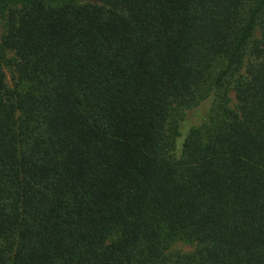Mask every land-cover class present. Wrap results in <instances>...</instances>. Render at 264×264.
<instances>
[{
    "label": "trees",
    "instance_id": "1",
    "mask_svg": "<svg viewBox=\"0 0 264 264\" xmlns=\"http://www.w3.org/2000/svg\"><path fill=\"white\" fill-rule=\"evenodd\" d=\"M0 22V264H264V0H0Z\"/></svg>",
    "mask_w": 264,
    "mask_h": 264
},
{
    "label": "rangeland",
    "instance_id": "2",
    "mask_svg": "<svg viewBox=\"0 0 264 264\" xmlns=\"http://www.w3.org/2000/svg\"><path fill=\"white\" fill-rule=\"evenodd\" d=\"M2 31H3V25H2V22H0V34L2 33ZM6 71H7V69H6ZM7 74H8V72H7ZM7 81L10 82L9 74L7 75ZM210 104H211V102H209L207 100V101L201 103L200 105H198L196 108L190 110L187 113V119H188L187 121L197 120V122H201L203 119L206 118L208 110L210 108ZM182 126L184 128L185 124H182ZM124 138H126V139H128L134 143L140 142V138L133 133H126L124 135ZM159 167L163 171H165L167 173H171L173 171L174 165H173V162H172L170 157L164 156L160 160ZM193 248H194L193 243L188 242V241H184V240L176 241L171 247V249H173V250L174 249L175 250H181L184 252H189Z\"/></svg>",
    "mask_w": 264,
    "mask_h": 264
}]
</instances>
